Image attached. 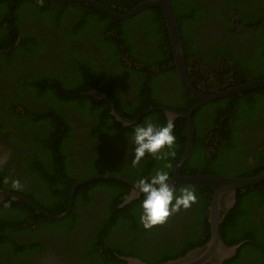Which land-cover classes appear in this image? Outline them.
Returning <instances> with one entry per match:
<instances>
[{"label":"trees","instance_id":"16d2710c","mask_svg":"<svg viewBox=\"0 0 264 264\" xmlns=\"http://www.w3.org/2000/svg\"><path fill=\"white\" fill-rule=\"evenodd\" d=\"M96 1L109 10L126 14L147 0ZM172 7L181 27L190 78L200 94L210 95L264 80V0H172ZM46 22L47 42L38 27ZM87 35L95 36L103 54L100 58L87 49L73 47L72 51H65ZM57 37V48L66 53L72 64L71 80L39 68L41 53L52 52L53 44L59 41ZM149 44L153 51H149ZM0 49L8 51L0 58L7 69L16 75L30 72L22 78L15 76L19 79L18 88L30 97L24 101L21 97L11 98L17 103L10 104L8 109L0 105V112L15 111L8 122L0 121V133L17 132V137L11 139L17 138L13 141L17 148H23V154L14 164L21 165V178L30 175L37 184L36 189L23 187L8 169L0 175L15 185L0 182L2 189L28 197L56 217L68 210L75 183L88 177L115 174L136 184L138 179L150 177L170 163L167 170L173 178L187 148L186 118L174 122L176 155L168 161L146 155L140 165L132 167V146L128 140L138 124L150 119L157 124L166 123L167 116L161 108L188 112L198 104L178 79L170 35L160 8H149L119 21L87 3L5 1L0 3ZM7 75L11 74H1L0 81ZM127 77L137 82L129 85L134 91L129 102L121 95L125 90L128 93L129 88L121 86ZM161 82L176 88L175 103L163 97L158 87ZM94 89L105 93L108 101L95 102L90 95ZM110 103L123 118L137 122L128 126L118 122L111 116ZM151 108L155 110L150 111ZM193 119L195 141L182 171L184 176L245 179L264 172V88L210 102L197 109ZM253 143L260 150L251 163L248 160ZM185 187L197 193V202L150 231L139 222L143 196L123 206L132 188L116 179L79 186L69 216L61 221L49 220L29 205L10 200L0 210V244L20 246L21 242L9 230L16 226L25 229L29 221L72 232L83 221V214L98 209L95 221L88 216L90 228L80 239L89 245L90 259L102 264H127L119 256L137 257L147 264L175 261L211 239L209 206L214 191L198 184L174 188L178 191ZM4 213L16 215L7 218ZM169 223L173 230L166 227ZM27 230L31 231V226ZM220 232L228 247L243 244L224 264H264V181L237 193L236 205ZM147 235L153 237L150 245L158 246L149 259L141 252L140 246L145 243H139ZM45 246L44 241L40 248Z\"/></svg>","mask_w":264,"mask_h":264},{"label":"flooded vegetation","instance_id":"af4514ba","mask_svg":"<svg viewBox=\"0 0 264 264\" xmlns=\"http://www.w3.org/2000/svg\"><path fill=\"white\" fill-rule=\"evenodd\" d=\"M5 1H9V0H5ZM5 1L0 0V3H3ZM13 1H16V0H13ZM45 1L55 3L53 1H48V0H45ZM56 3H58V2H56ZM114 9H115V7H114ZM121 10H123L124 12L126 11L125 8H122ZM115 13H117V12H115ZM117 14H121V13H117ZM41 24L42 25H40V24L38 25V27L40 29L41 36L47 42L49 40V34L47 31H45L47 29V25H46L47 22L41 23ZM95 34L97 36L96 31H95ZM56 39H59V37H57ZM19 40H20V38H19ZM59 43H60V39L58 42H56V44H53L54 48L57 47L56 45ZM211 43H213V42H211ZM72 45H69V47H66L65 51L70 52L73 50V47H74V50L87 49L89 52L98 53L99 58L103 55V54H101V51H100L98 45L96 44L95 36L92 37L91 35H87L82 41L77 42V44L72 43ZM148 49H149V51H153V47L150 44H149ZM2 54H3V52H0V58H1ZM66 59H67L66 53H59L58 54V53H55L54 49L52 52H45V54L41 53V55H40V67L39 68L41 69V71L44 69H46V70L49 69L55 75L65 76L68 80H71L72 64H70L68 62V59L67 60ZM127 64H130V63H127ZM98 65H101L100 60L98 62ZM229 66L232 67L233 65H229ZM7 68L8 67L4 66L0 62V75L4 74V73L5 74L10 73L11 74V75H7L3 80L0 81V105L3 106L5 109H6V107L8 109L10 104H16L17 103L16 101L10 100L11 98L21 97L22 101H24L25 99L30 97V95H29V97H27L24 94L23 90H20L18 88L19 79L17 77H15V76H20V78H22L30 72H24V73L21 72V75L20 74L16 75L13 73V70L7 69ZM158 73L159 72H157L156 75H158ZM178 79H179V77H178ZM131 83L137 85L136 79H133L132 77H127V79L122 81L121 86L123 87V89H126V88H129V85ZM230 86H232V85H230ZM239 86H242V85H235V86H232L228 89L236 88ZM158 87H159V91L162 92L161 94H164L163 97L165 99L170 100L171 102H174V100H176L178 98V92H177L176 88L172 87V85H169L165 82H163V83L161 82L158 85ZM132 89H133L132 87L129 88L128 93H126V90H125V92H121L123 100H126L127 102H129L128 100L131 99L134 95V93H133L134 91ZM221 89H219V91ZM228 89H226V90H228ZM93 91H98V90L94 89ZM223 91H225V90H223ZM91 93H90V95H91ZM100 93H102V92H100ZM102 94H105V93H102ZM231 97H234V96H231ZM93 99H94V97H93ZM94 101L99 103L100 101H108V100L101 99L99 97L98 99H94ZM36 105L38 107H41V108L44 107L43 104L38 103ZM110 107H111V116H114L112 114L111 103H110ZM154 110L155 109L152 108V110H150V111H154ZM161 110H162V108H161ZM14 112H15L14 110L13 111L0 112V121L8 122ZM167 119H168V117H167ZM177 119H174V122ZM150 121H152L154 123L153 119H150ZM259 123H261L260 120H259ZM259 123L257 124V126L260 125ZM125 126H128V125H125ZM249 133L250 132H248V134ZM11 137H17V132H10L8 130H5V131H2L0 133V173H4L5 171H7L9 169V172L12 175V177L14 178V180L21 182L23 187L24 186L25 187H33L36 189L35 185H37V184L30 177V175L25 174L23 178L20 177L21 165H19V164L15 165L14 161L21 154H23V148H17L15 146V142H14L17 140V138L11 139ZM127 150H129V149H127ZM259 150H260V147H258V145L253 143L251 146V149L249 151V159L251 161L248 160V162L252 163V161H254V158H255L254 156L256 154H258ZM21 161H22V158H21ZM4 177H5V175L4 176L0 175V182H2L4 185H6V186L7 185H9V186L15 185L13 183L10 184L9 181L6 182L4 180ZM0 189L4 192H8V191L2 189L1 187H0ZM14 194H17V193H14ZM18 195H21V194H18ZM22 196H24V195H22ZM24 197H26V196H24ZM140 197H138L134 200H137ZM9 201H7L6 203H8ZM13 201L22 202V201H16V200H13ZM22 203H24V202H22ZM5 204L1 207V209L5 206ZM24 204H26V203H24ZM124 206H126V205H124ZM97 210L98 209H96L95 212H92L90 214H87V213L83 214L82 215L83 221L80 222L79 227L74 229V231H72V232H69L68 228L63 231V230H57L54 227H51V228L43 227V224L40 221H29L28 223H25V225H24L25 229H20L18 226L11 228L9 230V233L12 231L11 232L12 236L16 240L20 241L21 245L15 246V245H9V244H7V245L0 244V264H102L96 259H90V257H89L90 256L89 245H84L83 242H85V241H82L85 238L87 231L91 225V223H88L86 220L88 219V216H91L92 217L91 220L95 221L94 216L96 218L97 213H98ZM15 215H16V213H14V214L13 213H4V216H6L7 218H15ZM39 215H42V214H39ZM45 217L49 220L55 221V219H51L47 216H45ZM56 221H61V220H56ZM30 226L32 228L31 231H33V232L27 230ZM166 227H169L170 229L173 230V228H172L173 225L171 223L167 224ZM83 233H85V235H83ZM159 233H161V232H156V235ZM82 237H83V239L80 240ZM152 240H153V237H149V235H147V236H145V241L139 242V243H141V242L145 243V246H140V247H141L142 254L145 255L148 259H149V256H154L156 254L155 252H157V250H158V246H151L150 245ZM44 241L46 242V246H45L46 248L42 249L40 247L42 245V242H44ZM4 242H7V241H4ZM81 242H82V244H81ZM26 247L29 248L27 251H26ZM88 258L90 260H88ZM132 258L141 260L140 258H137V257H132ZM120 260L123 262H126L122 259H120Z\"/></svg>","mask_w":264,"mask_h":264},{"label":"water","instance_id":"95a60500","mask_svg":"<svg viewBox=\"0 0 264 264\" xmlns=\"http://www.w3.org/2000/svg\"><path fill=\"white\" fill-rule=\"evenodd\" d=\"M48 1L67 2V3H76V2L88 3L93 5L96 9H98L100 12H102L109 18L120 21H126L130 18H133L137 14L149 8L159 7L162 10L163 15L165 17L167 30L169 32L171 39V44L174 54V65L176 66L179 80L183 88L195 100L198 101V104L195 107L191 108L188 112L162 108V110L165 112L168 118L174 117V119H177L182 117L188 120L187 148L181 161L178 163V165L175 168L174 176L172 179H170V183L172 187L178 185H184V184H198L214 191L213 199L209 206V223L211 227L210 241L205 246L190 251L186 256H183L178 260L170 261L164 264H224L227 260L232 259L237 254L238 249L243 244L228 247L221 237V232H220L221 225L225 221L226 216L229 214V212L235 207L237 201V193L239 191H244L247 188L254 187L260 184L261 182H263L264 172L254 177L239 179V178L212 177V176H193V175L184 176L182 174V171L191 153L195 141V123L193 119V113L200 107L205 106L208 103L213 102L215 100L225 99L231 96L243 94L251 90L264 88V80L250 81L242 86L231 88L210 95L200 94L194 88L190 79L189 69L186 60V53H185V48L181 34V27L176 12L172 7V0H147L139 4L132 11L127 12L126 14H117L105 8L96 0H48ZM0 52H8V51L0 50ZM91 96H93L94 99H98L100 97L101 99L108 100L105 94H102L98 91H93L91 93ZM111 106H112V114L117 119V121L122 122L124 126L131 125L137 122V120H127L123 118L116 110L115 106L113 104H111ZM150 110H152V108ZM101 179L120 180L128 184L132 188V192L129 196V199L124 203V205L131 203L134 199L141 196L136 192L135 189L136 184L134 182L119 175L108 174V175H98V176L88 177L86 179H83L75 183L71 192L68 210L62 215L56 217H53L49 213L45 212L43 209L38 207L27 197L14 193L4 192L1 189H0V209L7 201L13 199L16 201H22L26 203L39 214L47 216L51 219L62 220L70 214V211L74 203V198L77 188L86 183ZM119 258L126 261L128 264H147L139 259H135L132 257L119 256Z\"/></svg>","mask_w":264,"mask_h":264},{"label":"clouds","instance_id":"9594fccd","mask_svg":"<svg viewBox=\"0 0 264 264\" xmlns=\"http://www.w3.org/2000/svg\"><path fill=\"white\" fill-rule=\"evenodd\" d=\"M174 117H169L164 124L145 121L135 126L128 136L131 153V165L137 167L145 156L168 161L174 158L176 145ZM170 163L155 171L147 178L136 182V192L143 196L140 202L139 222L150 231L163 225L173 215L186 211L197 202V193L188 187L177 191L170 183Z\"/></svg>","mask_w":264,"mask_h":264},{"label":"rangeland","instance_id":"374dc122","mask_svg":"<svg viewBox=\"0 0 264 264\" xmlns=\"http://www.w3.org/2000/svg\"><path fill=\"white\" fill-rule=\"evenodd\" d=\"M53 49H54L55 53H58V54H59V53H65V52H64L62 49H60V48L58 49L57 47H55V48L53 47ZM53 49H52V51H53Z\"/></svg>","mask_w":264,"mask_h":264}]
</instances>
